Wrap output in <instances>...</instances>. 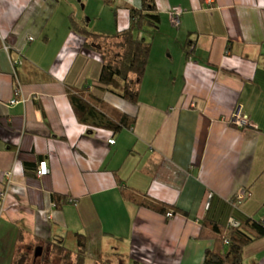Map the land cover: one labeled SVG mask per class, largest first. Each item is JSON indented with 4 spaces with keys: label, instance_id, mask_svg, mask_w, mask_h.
I'll list each match as a JSON object with an SVG mask.
<instances>
[{
    "label": "crops",
    "instance_id": "obj_1",
    "mask_svg": "<svg viewBox=\"0 0 264 264\" xmlns=\"http://www.w3.org/2000/svg\"><path fill=\"white\" fill-rule=\"evenodd\" d=\"M140 1L0 0V264L44 239L76 247L77 232L100 248L84 264H204L206 216L264 220V0H157L133 102L96 84L104 61L87 30L129 27L125 3ZM26 64L39 69L22 80ZM86 85L133 126L82 121L69 90ZM238 109L246 126L232 120ZM123 182L182 210L140 206ZM245 259L264 264V236Z\"/></svg>",
    "mask_w": 264,
    "mask_h": 264
},
{
    "label": "trees",
    "instance_id": "obj_2",
    "mask_svg": "<svg viewBox=\"0 0 264 264\" xmlns=\"http://www.w3.org/2000/svg\"><path fill=\"white\" fill-rule=\"evenodd\" d=\"M125 5L131 9L132 20L129 27L109 34L91 30H87V33L99 39L100 53L104 61L100 79L96 84L137 102L152 49L151 41L147 40L141 31L147 26L158 28L162 21V13L157 0H143L138 6L129 2ZM32 69L36 70L39 67L26 64L22 69L19 68L22 80L30 79ZM69 93L79 118L93 127L106 126L114 132H119L123 128L133 126L135 122L133 115L111 106L103 96L90 90L88 85L70 87ZM26 168L29 171L35 169L36 165L27 161ZM248 190L247 188L246 191ZM123 194L140 206L163 213L168 218L172 217L168 214L169 211H172L174 216L181 209L176 203L156 198L147 190L138 189L127 182H123ZM55 200L57 206H62L66 202V199L58 194L55 195ZM201 236L213 239V244L206 248L204 264H247L245 246L264 236V220L248 216L220 221L206 216L202 222ZM63 241L42 240L45 249L37 260L35 250L39 244H35L29 250L20 247L12 264H29L31 259L32 264L40 260V264H54L53 261L58 255L62 264H68L69 259L72 264H84L87 261L89 247L86 233L77 232L76 247L68 246ZM73 252H76L75 258Z\"/></svg>",
    "mask_w": 264,
    "mask_h": 264
},
{
    "label": "built area",
    "instance_id": "obj_3",
    "mask_svg": "<svg viewBox=\"0 0 264 264\" xmlns=\"http://www.w3.org/2000/svg\"><path fill=\"white\" fill-rule=\"evenodd\" d=\"M177 19H180V18L177 17ZM31 38H33V36H32ZM15 100H17V99H13L12 101H15ZM232 120H233L234 122H236L238 125L242 126V127H243V126H246L247 124L250 123L249 118H247V117L243 114V112H241V109H238V110H237V112L234 114ZM111 142H114V143H115V142H116V138H112V139H111ZM49 171H50V167H49L47 161H46V160L42 161L41 164H40L39 173H40V174H47V173H49ZM211 195H212V194H211ZM247 195H249V191H246V190H244L243 192H240V193L238 194L239 199H244V198L247 197ZM209 203H210V202H209ZM168 214H169L170 216H173V212H172V211H169Z\"/></svg>",
    "mask_w": 264,
    "mask_h": 264
},
{
    "label": "rangeland",
    "instance_id": "obj_4",
    "mask_svg": "<svg viewBox=\"0 0 264 264\" xmlns=\"http://www.w3.org/2000/svg\"><path fill=\"white\" fill-rule=\"evenodd\" d=\"M141 2V4L143 3V0L142 1H140ZM140 4V5H141ZM248 196V195H247ZM89 252L88 253H91V255H89V258L87 257V260H89L90 261V259H95L93 256H98V255H100L99 254V252H100V248H99V246L98 245H90V247H89ZM32 255H33V252H32ZM31 255V256H32ZM34 256H32V258H33ZM73 257V256H72ZM91 260V261H92ZM60 261H61V257L58 255L57 256V258L56 259H54V261H53V263L54 264H62V263H60ZM71 260L69 259V261H68V264H72L71 262H70ZM41 263V260L40 261H38V264H40ZM102 263H104V262H102ZM29 264H32V259L29 261ZM64 264V263H63ZM67 264V263H66Z\"/></svg>",
    "mask_w": 264,
    "mask_h": 264
},
{
    "label": "water",
    "instance_id": "obj_5",
    "mask_svg": "<svg viewBox=\"0 0 264 264\" xmlns=\"http://www.w3.org/2000/svg\"><path fill=\"white\" fill-rule=\"evenodd\" d=\"M43 249V245H38L35 250V256L38 257L39 255H41L43 253Z\"/></svg>",
    "mask_w": 264,
    "mask_h": 264
},
{
    "label": "flooded vegetation",
    "instance_id": "obj_6",
    "mask_svg": "<svg viewBox=\"0 0 264 264\" xmlns=\"http://www.w3.org/2000/svg\"><path fill=\"white\" fill-rule=\"evenodd\" d=\"M43 247H44V249H45V246L43 245ZM44 249H43V251H44ZM47 252V251H46ZM46 256H48L49 257V255H46ZM39 257V256H38ZM38 257H36V260L38 259ZM36 264H38V262L36 263Z\"/></svg>",
    "mask_w": 264,
    "mask_h": 264
}]
</instances>
